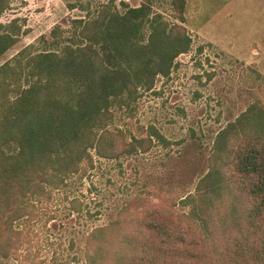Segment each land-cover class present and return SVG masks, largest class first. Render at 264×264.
<instances>
[{
  "label": "trees",
  "instance_id": "obj_1",
  "mask_svg": "<svg viewBox=\"0 0 264 264\" xmlns=\"http://www.w3.org/2000/svg\"><path fill=\"white\" fill-rule=\"evenodd\" d=\"M174 3L182 11L183 0ZM72 23L71 36L55 26L60 40L0 65V259L19 255L28 234L16 225L28 228L37 201L92 167L93 155L117 159L147 151L153 138L165 142L151 125L140 137L110 127L112 108L129 107L138 88L169 73L190 44L182 25L152 13L149 1H109ZM12 43L0 33V55ZM262 112L246 117L250 130L231 122L217 132L196 193L181 199L192 200L188 211L119 208L87 232L83 264H264ZM148 199L134 197L142 207Z\"/></svg>",
  "mask_w": 264,
  "mask_h": 264
},
{
  "label": "rangeland",
  "instance_id": "obj_2",
  "mask_svg": "<svg viewBox=\"0 0 264 264\" xmlns=\"http://www.w3.org/2000/svg\"><path fill=\"white\" fill-rule=\"evenodd\" d=\"M109 1L116 8L120 1H149L152 13L181 24L190 37L166 76L156 75L150 90L138 88L129 107L112 108L110 127L140 137L151 125L165 142L153 138L147 151L117 159L93 155L92 167L50 189L49 200L37 201L28 228L16 225L26 230L27 242L17 257L1 258L3 264H83L87 232L119 208L141 214L152 202L160 211H188L192 200L181 199L196 193L217 132L231 122L250 130L248 110L252 119L264 111V0H183L180 12L174 0H1L0 33L13 43L0 65L26 46L42 50L60 40L55 26L62 37L71 36L73 19ZM143 195L149 201L142 207L134 197Z\"/></svg>",
  "mask_w": 264,
  "mask_h": 264
}]
</instances>
